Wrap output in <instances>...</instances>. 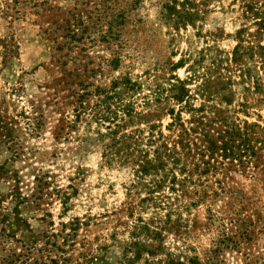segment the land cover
Listing matches in <instances>:
<instances>
[{"label":"trees","instance_id":"obj_1","mask_svg":"<svg viewBox=\"0 0 264 264\" xmlns=\"http://www.w3.org/2000/svg\"><path fill=\"white\" fill-rule=\"evenodd\" d=\"M24 1L40 6L45 0ZM211 1L164 0L160 21L167 26L170 40H175L182 25H192L200 12H206L205 7ZM239 1L244 3V13L260 14L245 0ZM65 13L64 18L53 20L44 31L51 41V63L59 68L60 75L46 85L48 91L42 99L30 95L28 109H22L20 115L27 132L37 135L46 123L45 113L49 109L57 114L54 138H71V134L82 128L90 140L99 143L102 163L129 169L131 176L125 187L130 219L126 225L128 235L118 237L117 223L102 236L100 243L93 245L86 233L95 216H74L60 221V228L53 227L40 237L21 243L17 250L8 249L6 255L0 256V263L217 264L216 252L220 246H235L238 238L223 234L203 255L194 252V248H191L193 254L180 249L176 255L163 239L171 231L186 235L191 232L181 210L204 204L207 215L203 219L211 223L209 206L221 193H231L229 183L233 173L258 175L264 182V117L249 110L264 106V88L255 74L256 65H251L249 60L252 54L245 44L249 41L244 38V29L235 35L237 42L230 56L216 49L201 71L192 65L198 60L193 61L185 78L174 72L184 62L179 58L169 61L168 67L165 62L146 69L143 78H132L125 73L100 81L86 74V64L82 63L89 52L87 44L94 40V33L91 35L83 23V11ZM256 18L259 20L255 23L262 24L264 29L263 19ZM104 32L103 40L109 37L106 39L109 42L114 37L110 23ZM255 45L264 50L260 39ZM112 54L111 62L116 67L120 53ZM259 58V67L264 69V56ZM71 63L74 67L68 68L67 64ZM101 66L97 65L96 70L100 71ZM236 77L239 82L233 79ZM195 79L199 81L191 93L187 84ZM237 83L245 86L238 92L240 100L233 102ZM197 98L201 99L198 105L194 103ZM239 113L247 117L254 113L257 120L240 118ZM14 121L0 111V138L13 141L14 133L19 130ZM47 176L48 173H42L33 177L31 196L35 201L50 194ZM72 187L73 184L66 186ZM53 190L60 195L64 210L69 195L77 191L73 187L68 192L59 185ZM191 221L195 225L198 217L195 215ZM241 222L244 227L239 236L249 238L253 223L246 218ZM207 223H201L202 227ZM80 230L84 231L81 235ZM108 241L120 248L114 261H108L102 254ZM254 264H264V248Z\"/></svg>","mask_w":264,"mask_h":264},{"label":"rangeland","instance_id":"obj_2","mask_svg":"<svg viewBox=\"0 0 264 264\" xmlns=\"http://www.w3.org/2000/svg\"><path fill=\"white\" fill-rule=\"evenodd\" d=\"M45 1L34 6L35 3L24 0H0V111L15 120L13 124L19 128L13 141L0 138V165L4 166L3 173L0 172V233H3L0 256L6 255L8 249L17 250L21 243H28L53 227L60 228V221L74 216H95L86 233L93 245L100 243L102 236L117 223L118 237L122 239L128 235L126 225L130 219L127 218L125 187L131 176L129 169L102 163L99 143L90 140L82 128L74 132L75 135L71 134V138H54L57 114L49 109L45 113L46 123L37 135L27 132L20 115L22 109H28L30 95L42 99L48 91L46 85L60 75L59 68L51 63V41L44 31L53 20L64 18L66 10H82L86 30L92 32L91 35L94 33V40L87 44L89 52L82 61L86 64V74L94 79L108 81L125 73L132 78H143L146 69L165 62L168 67L169 61L179 58L184 62L174 72L185 78L191 72L193 61L198 60L192 65L201 71L216 49L230 56L237 42L235 35L244 29V38L249 41L245 44L252 54L249 60L251 65H256L255 74L264 88V69L259 67V55L264 56V50L255 45L259 39L264 45L262 24L255 23L259 20L256 16L264 21V0H245L260 14L244 13V3L239 0H213L192 25L186 23L180 27L173 41L167 26L160 21L164 0ZM108 23L114 36L109 42L106 40L109 37L103 40L102 36ZM115 35L119 37L115 39ZM115 51L121 57L116 67L111 62ZM99 64L102 66L97 71ZM67 67L73 68L74 64H67ZM233 79L239 82L237 77ZM198 81H188L191 93ZM243 86L244 83L235 85L233 102L240 100L238 92L243 91ZM200 101L197 98L194 103L198 105ZM254 107L250 112L264 117V106ZM254 113L248 117L239 113V116L254 121L257 120ZM42 173H48L50 194L35 201L31 196L33 177ZM68 184H73L77 191L69 195L64 210L60 195L53 189L59 185L71 192L73 187L66 188ZM229 184L231 193H221L209 206L211 223L203 219L207 215L204 204L181 210L191 232L186 235L171 231L163 239L166 247L176 255L180 249L188 254L203 255L214 247L217 239L227 234L238 238V242L231 247L220 246L216 252L217 264L258 261L264 248V182L260 176L245 172L233 173ZM195 215L198 222L193 225L191 219ZM245 218L253 223L249 238L239 236L244 227L241 220ZM203 222L207 225L202 227ZM83 232L80 230L78 234ZM107 244L102 254L108 261H114L119 257L120 248L111 241ZM76 247L79 251L80 246Z\"/></svg>","mask_w":264,"mask_h":264}]
</instances>
